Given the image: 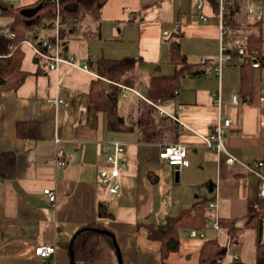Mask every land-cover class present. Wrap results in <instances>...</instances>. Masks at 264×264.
I'll list each match as a JSON object with an SVG mask.
<instances>
[{
  "label": "crops",
  "instance_id": "crops-1",
  "mask_svg": "<svg viewBox=\"0 0 264 264\" xmlns=\"http://www.w3.org/2000/svg\"><path fill=\"white\" fill-rule=\"evenodd\" d=\"M101 1L100 19L84 15L62 54H73L80 66L62 63L58 69H49L24 45L22 68L30 74L0 100V150L16 155L17 168L15 178H0V264H70L71 240L81 227L91 224L110 231L124 264H163L162 243L149 237L148 224H164L181 208L204 199L218 205L238 199L249 204L251 187L259 183L246 165L264 161V71H254L251 100L234 104L242 60L233 58L220 66L221 31L212 0ZM257 4L264 14V0ZM199 5L208 16L205 21ZM235 19L234 30L226 27L232 39L243 36L247 23L255 21L244 5ZM172 47L189 61L201 63L204 72L186 73L173 99L155 103L158 114L168 116V142L146 141L137 126L139 101L154 103L146 97L151 76L176 71ZM102 57L136 60L128 75L132 83L124 85L141 96L129 91L119 104L131 130H110L104 113L93 115L88 110L87 94L92 80L100 76L96 62ZM221 116L231 119L225 138L228 150L238 159L233 164L224 154L211 151L204 139ZM30 120L40 123L38 139L17 135V123ZM113 142L125 146L117 193H111L100 177L101 170L110 166L104 146ZM169 143L186 148L189 165L179 172L159 155L162 145ZM58 148L70 155L65 166L56 163ZM47 187L56 190V205L43 192ZM211 230L215 229L208 224L202 229L203 237L182 230L187 234L181 232L179 249L165 261L197 264L203 242L215 237ZM46 244L55 245L57 251L41 258L35 247ZM85 264L119 261L96 256Z\"/></svg>",
  "mask_w": 264,
  "mask_h": 264
},
{
  "label": "trees",
  "instance_id": "trees-1",
  "mask_svg": "<svg viewBox=\"0 0 264 264\" xmlns=\"http://www.w3.org/2000/svg\"><path fill=\"white\" fill-rule=\"evenodd\" d=\"M212 4L217 13L219 9L217 0H212ZM102 6L103 1L101 0H66L62 3V26L60 28L62 54L67 52L68 36L74 32L81 18L84 15H90L95 19H100ZM241 7H243V0H235L234 6L230 8L229 18L226 22V27L228 26L230 30L235 29V16L241 11ZM1 15L12 18L7 27L13 35L0 30V100L5 92L16 90L30 74L29 71L22 68L25 56L23 41L28 37H36L34 30L44 18L50 19L55 16V6L49 0H32L28 3L23 0L19 5H8L3 9ZM245 28L243 36L248 40V54L240 56L236 50L232 52L233 58L242 60L238 91L240 103L249 102L252 98L254 71H264V17L247 23ZM230 34L234 36L231 31ZM225 40H232V37L226 35ZM37 60L43 59L38 57ZM255 60L260 61V67H253L252 63ZM171 61L177 67L174 73L153 75L148 81L146 97L154 103H149L144 99L139 101L140 112L137 126L142 132L143 140L168 142V116H160L155 103L163 104L165 101L173 99L180 87L181 77L186 73L198 75L204 72L201 63L189 61L184 53L174 47L171 48ZM90 64L94 66L95 63L90 61ZM135 66L136 60L133 57L121 59L102 57L96 62L97 72L100 76L91 82V88L87 94L88 110L93 115L104 113L107 128L110 130H131L132 125L119 111L122 90L118 84L130 85L132 83L128 75ZM16 132L20 138L38 139L41 134V126L38 120L19 121ZM16 171V155L0 150V178L13 179L16 177ZM209 201V199L199 200L189 207L181 208L176 215L169 216L164 224L150 223L147 225L149 237L162 243L163 264H168L165 261L166 258L171 252L179 249L182 230L207 228L208 223L205 218L208 215ZM261 202L264 205V201ZM254 208L255 206L250 202V212L243 219L248 227H253L256 230L255 264H264V212L262 213L260 209L254 211ZM220 224L231 239H236L241 230L236 218L220 216ZM100 229H104V227L91 224L81 227L80 232L76 233L74 236V264H85L96 258L98 244L102 237L107 238L115 250L113 236L102 233ZM227 252V246L221 242L219 236L207 239L202 244L197 264L245 263L239 256L225 262Z\"/></svg>",
  "mask_w": 264,
  "mask_h": 264
},
{
  "label": "built area",
  "instance_id": "built-area-1",
  "mask_svg": "<svg viewBox=\"0 0 264 264\" xmlns=\"http://www.w3.org/2000/svg\"><path fill=\"white\" fill-rule=\"evenodd\" d=\"M23 0H0V15L4 8L8 5H19ZM55 6V16L53 18H44L39 26L36 27L34 33L36 37H28L23 41V46L28 45L31 47L37 57L42 58L46 61L49 69H58L59 65L62 63H68L74 66H80L76 62V58L73 54L64 57L62 55V46L60 38V28L62 26V3L66 0H49ZM218 2V12L216 13L219 19L220 31H221V45H220V66L227 60L233 59L232 52L236 50L240 56H245L248 54L247 46L248 40L246 37H237L232 40H225L227 35L226 22L229 18L230 8L234 6L235 0H217ZM243 5L245 6L246 12L249 16H252L254 20H260L264 17L261 7L257 4L256 0H243ZM200 11V18L202 20H207L208 16L202 12L201 5L198 6ZM4 33H9L8 27H1L0 29ZM253 67H260V61L255 60ZM83 69H88L87 64H82ZM264 79V72H263ZM122 89V95L127 97L129 91L135 92L137 95L141 94L124 84H118ZM261 101L264 103V89L261 95ZM232 102L234 104H239L240 100L237 94L232 95ZM217 105H221L222 100L220 97L216 100ZM160 109V108H159ZM161 113H167L163 109H160ZM231 119L229 117H219L217 123L214 125L212 132L204 137L206 146L218 155L224 154L228 163L233 164L238 161V159L230 153L228 150L224 137L226 134V128L230 126ZM59 139H57L58 141ZM104 150L109 151L106 156V161L110 165L104 168L100 172L101 182L103 185L108 186L111 193H117L121 187L122 178L121 168L125 166V161L123 159V154L125 153V146L120 142H113L111 144H106ZM160 157L167 160L172 166L175 167L176 172H179L182 168L189 165L186 159V148L179 143H169L164 144L161 147ZM70 155L62 148L57 149L56 153V163L58 166H65L69 161ZM247 170L259 177L258 183V195L260 198H264V161H253L246 165ZM43 192L46 194L50 202L56 205L57 193L56 190L52 188H45ZM218 203L215 200L209 201L207 205V216L206 221L215 230L219 232H225L220 224V215L218 209ZM226 234V233H225ZM192 236H204L202 230H192ZM227 235V234H226ZM229 236V235H228ZM230 240H227V249L229 247ZM57 249L55 245H37L35 247V253L41 258H48L56 253ZM234 259L238 258V255L233 256Z\"/></svg>",
  "mask_w": 264,
  "mask_h": 264
},
{
  "label": "rangeland",
  "instance_id": "rangeland-1",
  "mask_svg": "<svg viewBox=\"0 0 264 264\" xmlns=\"http://www.w3.org/2000/svg\"><path fill=\"white\" fill-rule=\"evenodd\" d=\"M253 19L252 16H249ZM11 17L0 15V27H6L8 23L11 21ZM244 37V36H241ZM226 137V135H225ZM224 137V141L226 144V138ZM264 174V170L262 171ZM257 179L259 180V177L257 176ZM253 205L255 206L254 211L260 209L261 212H264V205H262L264 201V198H261L258 195V184L254 187H251L250 195L248 197ZM260 200V201H259ZM219 215L221 216H228L236 218L237 223L241 227V230L236 237V239H231L230 235H226V232H217L211 230V235L213 236H219L222 243L225 245L227 244V240H230V244L228 247L227 256L225 259V262L228 260L234 259V255H238L242 261H244L247 264H255V255H256V230L253 227H248L245 224V219L243 217L248 216L250 209L249 204L247 200H222L220 204L218 205ZM264 215V213H263ZM183 234H187L186 232L182 231ZM105 238V237H104ZM101 240L99 242V248L97 252V258L98 260H110L114 259L118 263L117 254L112 249L109 248L106 241ZM106 239V238H105ZM263 239H264V224H263Z\"/></svg>",
  "mask_w": 264,
  "mask_h": 264
},
{
  "label": "water",
  "instance_id": "water-1",
  "mask_svg": "<svg viewBox=\"0 0 264 264\" xmlns=\"http://www.w3.org/2000/svg\"><path fill=\"white\" fill-rule=\"evenodd\" d=\"M100 231L102 233H105V234H108V235L111 234L110 231L107 230V229H100ZM78 232H80V230ZM114 247H115V251H116V254H117V258H118L119 264H124L123 263V259H122L121 250H120V248H119V246H118V244L116 242H114ZM69 252H70V264H74L75 263L74 238L71 240V243H70V246H69ZM233 264H245V263L235 262Z\"/></svg>",
  "mask_w": 264,
  "mask_h": 264
}]
</instances>
